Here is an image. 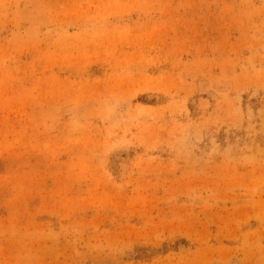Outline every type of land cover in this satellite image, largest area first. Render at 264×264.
<instances>
[{"label": "rangeland", "instance_id": "1", "mask_svg": "<svg viewBox=\"0 0 264 264\" xmlns=\"http://www.w3.org/2000/svg\"><path fill=\"white\" fill-rule=\"evenodd\" d=\"M0 264H264V0H0Z\"/></svg>", "mask_w": 264, "mask_h": 264}]
</instances>
